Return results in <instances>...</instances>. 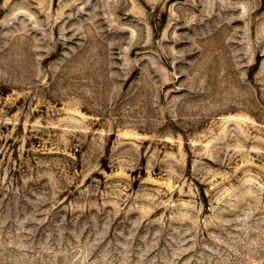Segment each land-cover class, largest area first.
<instances>
[{"label":"rangeland","instance_id":"rangeland-1","mask_svg":"<svg viewBox=\"0 0 264 264\" xmlns=\"http://www.w3.org/2000/svg\"><path fill=\"white\" fill-rule=\"evenodd\" d=\"M0 264H264V0H0Z\"/></svg>","mask_w":264,"mask_h":264}]
</instances>
